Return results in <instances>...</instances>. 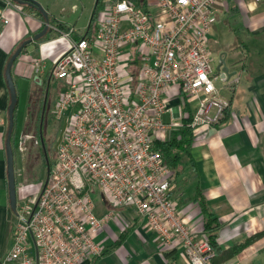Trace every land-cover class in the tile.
Instances as JSON below:
<instances>
[{
    "label": "built area",
    "instance_id": "2783aa9c",
    "mask_svg": "<svg viewBox=\"0 0 264 264\" xmlns=\"http://www.w3.org/2000/svg\"><path fill=\"white\" fill-rule=\"evenodd\" d=\"M104 1L92 35L71 40L48 75L61 82L54 115L65 129L39 194L16 203L12 245L1 264L96 258L103 249L96 238L114 210L125 208L143 219L162 248L178 247L188 264H209L215 253L180 215L170 169L152 146L180 127L164 122L173 99L194 104L192 129L217 125L228 107L215 86L209 49L218 0H146L143 6L109 0L101 11ZM32 68L39 78L43 59L35 58ZM94 196L111 210L97 215Z\"/></svg>",
    "mask_w": 264,
    "mask_h": 264
},
{
    "label": "crops",
    "instance_id": "0c3cea01",
    "mask_svg": "<svg viewBox=\"0 0 264 264\" xmlns=\"http://www.w3.org/2000/svg\"><path fill=\"white\" fill-rule=\"evenodd\" d=\"M34 1L47 13L49 23L46 34L25 47L13 63L11 76L16 92L21 88L22 93L28 89L29 80L40 82L43 75L36 78L33 73L35 58L45 57L53 67L68 50L71 40L87 36L94 29L90 21L98 0ZM9 3L0 0V264L12 245L14 221L6 173L9 93L4 71L19 45L46 26L41 15ZM216 10L217 21L209 36V47L214 46L217 55L226 53L229 72L236 73L228 82L224 80L225 93L221 94L216 87L227 100L228 110L217 125L193 130L191 154L195 169L172 185L171 197L180 215L205 236L200 208L193 201L199 189L218 221L217 246L228 250L244 245L223 264H264V0H218ZM3 18L8 20L6 25ZM61 33H68L69 37H61ZM45 45L62 48L54 54L51 51L35 54L34 48L39 50ZM171 109L173 118L166 114L169 121L180 122L181 107L176 99L171 101ZM13 145L17 147L14 142ZM102 205L99 216L111 210L106 203ZM96 242L104 249L115 242L118 245L80 264H188L178 247L162 248L143 219L129 208L114 210L113 218Z\"/></svg>",
    "mask_w": 264,
    "mask_h": 264
},
{
    "label": "rangeland",
    "instance_id": "374dc122",
    "mask_svg": "<svg viewBox=\"0 0 264 264\" xmlns=\"http://www.w3.org/2000/svg\"><path fill=\"white\" fill-rule=\"evenodd\" d=\"M110 4L111 2L109 0L104 1L102 8H100L101 11L108 8ZM84 21L85 17L82 19V24ZM61 48L62 45H45L43 48H39V50L34 48V52L35 54L37 53V55H41L42 52L45 54V51H48V53L51 51L52 54H54ZM209 49L211 52L214 75L216 73L215 67L218 62L217 49H215L214 46H210ZM43 62L44 73L40 77L41 84L39 85V82L31 79L27 82L28 89L24 91V93H22L21 88L17 89L18 102L13 116V131L11 135V145L14 142L17 147L14 145L11 147L13 152L14 168L16 170V203L18 204H20L22 200L26 202L29 199L34 200L36 198L48 178L47 166H45V163H47L51 169V166L56 158L54 144L51 142L50 138L51 134L54 132L52 124L61 123V121L57 120L54 115V106L61 82L50 80L48 78L52 65L48 59H45V57ZM224 85V80H221L220 78L216 79L215 86L220 89L221 94L225 93ZM46 90L47 102L45 104L44 122L47 123V134H44V141L46 143V155L44 156L41 149V138L39 137L38 126L40 121L39 119L43 111L44 92ZM180 100L176 99L177 105L181 107L182 103ZM190 107L193 112L194 104H190ZM171 113L169 115L172 117ZM164 121L165 123H169L168 115L164 117ZM188 171L191 170L187 168L186 173H188ZM22 184H27L29 186L21 188L20 186H22ZM22 196L23 199L21 200L20 197ZM94 203L96 205V213H100L103 209V205L98 196H94Z\"/></svg>",
    "mask_w": 264,
    "mask_h": 264
},
{
    "label": "trees",
    "instance_id": "16d2710c",
    "mask_svg": "<svg viewBox=\"0 0 264 264\" xmlns=\"http://www.w3.org/2000/svg\"><path fill=\"white\" fill-rule=\"evenodd\" d=\"M131 1L136 3L137 6H143L146 0H131ZM99 4H100V0L97 1V4L92 13L91 21H90L91 27L94 24L95 14L98 10ZM22 6H25L27 9L34 11L37 15H40L37 9L29 5L28 3H23ZM91 27L90 30H92ZM92 33L93 30L91 32L89 31V33H87V36H91ZM180 101L182 103L181 105L182 117L180 119V127L176 130L169 131L167 133L165 140L155 141L152 146L153 150L161 154L164 164L170 169L173 183H175L186 173L187 168H189L192 171H194L195 169V164L193 162V158L191 154V148L194 140V134H193L194 129L190 127L192 109L185 97H181ZM17 102H18V98H17ZM227 110L228 107L224 112L223 118L225 117ZM45 166H47V176H48L50 173V166H48L47 163H45ZM193 201L197 203V205L200 208V212L203 218V231L205 232V238L209 241L211 248L215 253L214 257L210 260L209 264L210 263L223 264L231 257H233L235 254H237L243 248L244 245L242 244L236 245L231 249L221 250L215 242L216 239L215 232L219 226L218 221L213 211L207 205L205 198L199 189L196 190L193 197ZM116 245H118V242H115L113 246H111L109 249L103 248L98 257L104 255L105 253L110 251L112 247H115ZM167 254L168 253L166 252L164 253L165 256Z\"/></svg>",
    "mask_w": 264,
    "mask_h": 264
},
{
    "label": "water",
    "instance_id": "95a60500",
    "mask_svg": "<svg viewBox=\"0 0 264 264\" xmlns=\"http://www.w3.org/2000/svg\"><path fill=\"white\" fill-rule=\"evenodd\" d=\"M14 3H17L19 5H22L23 3H28L29 5L35 7L37 11L40 13V15L43 17L45 21V27L44 29L37 35H35L33 38L28 39L21 43L19 47L14 51V53L10 56L6 67L4 71V78L6 87L9 93V105L7 108V133H6V142H5V150H6V173H7V186H8V197H9V206L11 211L14 213L16 208V177H15V168H14V161H13V152L11 147V135L13 131V116H14V110L17 105V92L16 87L13 82L12 76H11V69L13 66V63L21 53V51L27 47L32 42H35L42 38L46 32H47V25L49 23L48 15L44 11V9L34 0H10ZM226 53H220L218 55V63L215 67V74L214 76L216 78H220L225 81H229L232 77L235 76V72L230 73L229 69L225 62ZM39 85L41 82L38 83ZM60 142V138L57 141L55 145V150L57 145Z\"/></svg>",
    "mask_w": 264,
    "mask_h": 264
},
{
    "label": "flooded vegetation",
    "instance_id": "af4514ba",
    "mask_svg": "<svg viewBox=\"0 0 264 264\" xmlns=\"http://www.w3.org/2000/svg\"><path fill=\"white\" fill-rule=\"evenodd\" d=\"M218 55H217V58H218ZM46 98H47V90L44 92V106H43L42 114H41L40 119H39L40 121H39V126H38V133H39V137L41 138V149H42L44 156L46 155L45 154L46 143L44 141V134L45 135L47 134V132H46L47 131V125H46L47 123L44 122V115H45V108H46L45 104L47 102ZM52 126L54 127V132L51 134L50 140L54 144V150H55V145H56L57 141L59 140V138H60V140L62 139L63 132L65 129V122L61 121V123H58V124L53 123Z\"/></svg>",
    "mask_w": 264,
    "mask_h": 264
}]
</instances>
